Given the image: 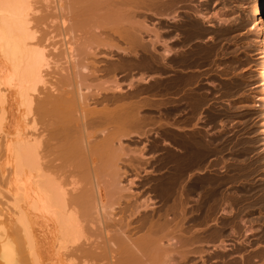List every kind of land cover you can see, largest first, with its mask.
Returning a JSON list of instances; mask_svg holds the SVG:
<instances>
[{"label":"bare ground","instance_id":"6f19581e","mask_svg":"<svg viewBox=\"0 0 264 264\" xmlns=\"http://www.w3.org/2000/svg\"><path fill=\"white\" fill-rule=\"evenodd\" d=\"M226 1L231 2L232 0H0V132L4 129L7 120L5 104L11 99L18 100L20 109L23 108L20 117L24 124L14 132H6L5 138L3 136L6 161L3 164L5 167L11 168V170L8 168L10 172L5 167L4 170L8 171L9 182L15 183L17 187L16 192L8 190L12 197V200H9V204L12 206L9 215L13 224L8 226L9 228H5L2 222L0 224V264H79L76 260L77 257L83 263L87 258L89 261L93 259L106 260V264H174L178 259L176 264L186 262L187 257L183 252L187 250L177 252L178 259L176 258L175 261L172 259L174 262L171 260L170 256H174V259L176 256L174 252L176 244L174 245V243V246L171 245L170 248L167 245L169 249H166L170 252V249L173 248L175 255H170L168 251L169 256L166 253L163 254L166 251V246H160L161 243H158L157 247L158 250L162 248L163 255L157 256L158 253L155 252L157 250L152 251L156 255L150 252L152 245L159 241V239L157 240L159 233L165 232V230L162 231V227H166L167 232V227L171 226V224L167 226L172 222V220H168L169 217L166 219L171 221H167L168 224L162 218V222L165 223V225H163L164 223L160 224L162 227L158 225L160 220L157 222L148 218V223L146 222L147 218L144 219L146 221L143 219L141 221L138 218L139 222L144 221L139 223L140 225L145 222V225L147 224L140 227L147 228L145 231L142 230L143 233L141 231L139 237L133 239L132 221L141 217L144 211L153 208L151 207L153 198L145 200L146 202L144 201L142 204H137L135 201L133 204L132 202L137 196L133 192V188L139 187L136 184L139 178L129 179V177L132 174L139 177L141 171L146 170V167L151 164L150 158L145 157L146 147L139 148V150L136 148L135 137L139 136L142 124L146 123L143 120L144 116H140V110L143 105L154 102L153 106L160 114L159 117H156L165 118L168 115L170 118V122L167 121L168 118L166 120L168 123L165 121L167 124L162 119L155 120L157 126L165 125L170 128L169 137H166L170 139V142L163 141V146L170 148L164 160L168 172H166L167 176L163 177L165 181H160L163 182L159 184L161 186L158 189L163 196L174 198V200L171 199L174 201L173 205H180L181 207H179L183 208L182 213L188 217L187 204L191 199L188 200L187 196L197 195L203 189L201 179L189 180L192 176L189 172L200 165L203 155L195 146L197 144L194 143V145L188 141L184 127H181L185 121L182 118L187 112L182 107L184 106V102L181 100L183 92L180 94V91L185 89L187 83H185V78L183 79L184 73L183 76L179 74L176 78L177 73L175 76L169 75L173 78L163 83L154 80L161 77L160 72L162 74L172 68L184 69L185 66L192 64L200 55L204 54V49L200 46L193 48L190 44L195 38H203L210 34V37L207 36V38H214L213 35L219 32H217L218 24H221L220 32L224 33L225 29L223 30L221 26L226 24L227 19H224L225 16L223 17L224 12L220 11L219 13V10L216 12V7L221 4L225 5ZM256 7V15L262 17V26L259 27L260 33L253 40L264 46V0H259ZM144 15H150L149 18L152 16L153 20H155L154 17L163 19V22L157 21L161 22L162 29L167 30L165 41L160 36L161 32H158L161 31V28L156 30L157 27L154 23L151 26L148 25V17ZM54 20L58 23L57 27L52 26L56 22H50ZM221 21L226 22L222 23ZM51 26L49 33L43 35L42 28L45 27L46 30ZM145 31L148 34H153L155 38L144 39ZM228 31L227 29L226 32ZM57 38H63L60 47L56 45ZM158 46H161V49ZM117 54L119 55L117 56ZM140 54L142 57L138 58ZM209 54L211 53L209 52ZM136 59H139V68L142 72L139 73L142 78L139 77L140 80L138 78L137 81V85H140L141 89L138 92L147 94L155 100L145 99L147 102L137 104L136 101L139 99L136 100V94H138V92L136 93V80L131 77L132 79L125 84L121 81L120 74L129 72L128 74L131 76L132 72H135ZM52 65L59 68L58 71L52 72L54 76H57L54 85L47 80L50 76L48 71ZM179 71L181 73V70ZM149 72L155 74L152 76L154 83H150L144 77L146 74L148 76ZM165 77L169 79L167 76ZM142 84L147 86L142 87ZM165 85H168L165 87L169 92L166 90L169 95L167 98H165L167 95L162 97L164 92L162 86ZM178 92L180 96L177 94L175 97ZM165 104L168 105L166 106L169 111L162 113V106ZM148 106L151 109L152 105ZM151 121L154 122V120ZM136 127L138 128L137 132ZM31 130L33 132H30ZM189 135L191 134L189 133ZM195 142L197 143V141ZM1 157L3 158V156ZM125 180H128L127 185L124 184ZM141 182L143 181L141 180ZM215 191L217 192V190ZM212 192L208 191L213 194ZM158 194L156 195L158 196ZM197 196L199 200V195ZM242 198L244 197L242 196ZM24 199L28 205L27 208L21 206L24 204ZM185 199L188 202H185ZM231 199L230 202L233 201ZM198 200H195L196 204L194 207L192 206L196 215L194 214V217L192 213L190 216L193 218L191 219L189 216L188 222L190 224L199 223V227H201L200 221L204 218H198L202 206ZM21 201H23L22 204H20ZM166 201L168 202L167 198ZM175 206L171 207L172 210ZM7 207L9 206L7 205ZM7 210L9 209L7 208ZM33 210L36 213L39 212L34 216L36 219L44 220L46 225L44 232H39L34 228L37 224L30 218ZM172 210L169 212H174L175 209ZM178 210H175L176 216L179 213ZM223 210L225 211V209ZM148 211L146 214L150 213ZM217 211L216 208L215 212ZM151 212L153 211L151 210ZM167 213L165 215H168ZM163 214L161 215L159 212L161 217H164ZM215 214L217 216V213ZM225 216L219 218L221 219V230L218 228V231H220L221 237L223 235L225 237L230 227L236 224V222L231 224L230 216ZM141 218H145V216L142 215ZM231 218L234 221V217L231 216ZM249 222L250 220L245 223ZM252 223L251 225H253ZM175 224L171 227L172 229ZM180 224L182 225V222ZM48 227L49 229H47ZM241 227L240 230L238 229L239 233L242 231ZM250 227L252 228V226ZM250 227L249 229H251ZM183 228L178 227L176 231ZM189 228V231L194 229ZM172 229L169 230V233ZM188 230L186 231L189 232ZM172 231L175 232H172L174 235L179 233L178 231L176 233L175 230ZM238 231H234L235 234ZM45 232L52 236L51 252L47 251L46 243L44 239H41V233L45 235ZM187 232L186 234H188ZM195 232L198 233L197 230ZM195 232L198 239V234ZM247 233L249 234L248 231ZM166 235L167 233H165ZM160 236H162L161 233ZM181 237L180 241L185 243L189 240V237H186L187 241L183 239L182 235ZM192 237L191 239L194 240ZM167 238L166 236L165 239ZM173 238L175 237L170 239L173 240ZM179 238L180 235L177 239ZM226 238L228 237L226 236ZM197 239L195 238V240ZM178 241L177 245H181L183 248L185 243H178ZM191 242L186 245L191 246ZM200 242L202 241L200 240ZM182 243L184 244L182 245ZM197 243L201 245L199 241ZM177 245L176 250L179 249ZM218 246L222 247L223 245H216V247ZM225 246L227 245L225 244ZM190 248L187 249L191 250ZM204 250L203 252H205ZM195 251L200 253L202 250ZM231 251L232 249L221 248L215 256L217 264H234ZM190 252L188 258L193 257V255L189 256ZM201 253L197 255L198 258L202 256ZM233 253L235 252L233 251ZM233 256L235 258V255ZM202 259L199 258L201 261ZM212 259L214 261V258ZM248 262L250 263V261ZM244 263L247 264V262Z\"/></svg>","mask_w":264,"mask_h":264},{"label":"rangeland","instance_id":"374dc122","mask_svg":"<svg viewBox=\"0 0 264 264\" xmlns=\"http://www.w3.org/2000/svg\"><path fill=\"white\" fill-rule=\"evenodd\" d=\"M258 2H259V0H232L231 2L226 1L225 5L224 4L218 5L216 7V12L218 10H219V13H220V11L224 12L225 15H223V17L225 16L224 19L225 18L227 19V22L221 21L222 23L226 22V24H223L221 26V27H223L222 28L223 30L225 29L224 33L220 32L221 30L219 27L221 24H218L217 25L218 26L217 32L218 31L219 32L217 34L213 35L214 38L208 39L211 34L209 36L205 35V36H203V38L202 37L195 38L194 41H192V43H190L193 46V48L200 46L202 49H204V52H203L204 54L200 55L201 54L200 53L199 55L201 57L199 56V58L196 60L199 63L194 61L192 64L191 63L189 64L190 66L189 65H187V67L185 66L184 69H177V68L176 69L175 68L174 69L173 68L167 69L168 71L167 70L164 71L165 73L163 72L161 74V72H160V76H161L160 78H157L154 80V81L158 80V81L163 83L166 81H170L173 78L172 76L170 77L169 75L175 76L176 75L175 73H177V75L175 76V78H176L177 76H179V74L181 76H183V73H184L183 79L185 78L184 80H185V83H187V85H185V89H183V91H180V94L183 92L181 100L184 102L183 103L184 106H182V107H183L184 111L187 112L186 114H184L182 119L183 120L185 119V121H187V122L184 121L183 124H181V125H183L181 127H184V131H185L184 133H186V135L188 137V141H190L191 144H194V143L197 144V145H195V144L194 145L198 147V149L201 151L202 155L204 156V157L202 156V161H201L200 165L198 167H196L197 169L194 168L195 169V170L193 169L194 171L192 170L191 172H189V174L191 173V175H192L191 178L189 179L190 181L194 180V179H198V180L201 179L200 181H202V183H203V186H202L203 189L200 190L197 194V195H199V200H198V196L196 194H193L192 195L193 197L191 196L192 198L187 196L188 200L191 199V201L188 202V200L185 199V202L186 201L188 202V204H187V209L189 208L188 209L189 212H187L188 215L190 216L193 213L192 216L195 217L196 213L193 212L194 211L193 207L196 204L195 200L200 201V199L204 198L199 202V203H201L202 206H201V210L199 211V214H198L199 219L202 217L204 219L202 221L199 220L201 227H199V223L194 224V222H193V224L192 223L190 224V222H188V220H190V218L192 219L193 217L190 216L189 219H188L189 216L187 217V215H186V217H185V215L181 211L183 208H180L181 207L180 205H179L180 207L175 206V204L173 205L174 198H170V197L168 198V196L166 197V196H163L161 194V191L159 190L161 185H159V184L160 183L162 184L163 181L162 182H160V181L161 180L165 181L164 178L167 176L166 172H168V169L166 167L167 166L166 161L164 162V160L167 156L166 155L167 152L169 153V150H170L169 147L163 146V141L166 140V141L170 142V139L166 138V137H169L170 128L168 126L165 127V125H163L165 128L163 126H160V125L157 126V123L155 122V120L157 121V120L162 119V121L165 122L168 118L169 120H167V121L170 122V118L168 117V115H166L167 117L165 116V118L164 117H161V118L153 117V118H146L145 119V117H144L143 120H145L146 123L142 124L143 126L141 125L142 129L139 132L140 134L138 133L139 136L135 137V140H136L135 146H136V148H138V150H139V148L142 149V147H146V150H145L146 152H144L145 157L150 158L149 161H151V164L146 167V170L141 171L139 177L136 176L135 174H132V176H130L131 178L129 177V179H134L136 177L139 178V181H136V184L140 188L136 187V186L133 188V192L137 194V196L135 194V196H136L135 199L132 200L133 204H135V202H137V204H139V203L142 204L145 200L147 201L149 198H151V199L153 198V202L155 204L153 202L151 203L153 206L150 204L151 207H153L154 209L149 208V211L147 210L148 213L150 212L149 214H146L147 211H144V213L141 214V217L143 215V217L145 216V218H141L139 216V217H137L136 220L134 219L132 221L133 222V224H132V230L133 231L132 232L134 233L133 239L139 237V235H141L142 230L145 231V229L147 227L141 228L140 226L145 225V223L151 219H153L154 221H157V222L160 220L158 225L163 224L164 221L166 219H168V217H169L168 220H172V222H173L172 223L171 221L166 220L165 223H167V221L171 222V223H169V225H167V226H170V224H171L170 227H167V230H168L167 232L165 229L166 227L163 226L164 227L163 228L162 225H160V227H162V231L165 230V232H163V233L160 232L162 235V236H160V233L158 231L159 235L157 234L158 235L157 240L159 239V241L156 243H155L156 240L154 241L155 244L152 245L153 247H151V250H150V252L152 254L154 253L156 255L155 252L158 253L157 256L163 255L164 253H166L168 256H169V254L170 255L176 254L175 259H174V256H170L171 260L173 259L175 261L176 258L178 259V257H179L177 255L178 254L177 252H179V251L183 252V251L187 250L189 252L191 251L190 252L191 254L189 256L193 255V257H189L190 258L189 259L188 258L189 252H188V254H187V251L183 252L186 254L187 260H185L186 262L182 263V264H189L191 262H192V264L194 262H196L195 264H205V263L206 264L207 263L208 264H217V259L215 258L217 252L221 248H225L227 250L232 249V251H231V254L233 257L232 260L234 259L232 261V263H234V264H239V262H240V264H246L244 262H247V264H251V262H252V264H264V80H263L264 79L263 78L264 77L263 76L264 46L262 45V43L254 42L258 33H260L259 27L262 26L261 25L262 24V19H261L262 17L259 15H256V10H255L257 8L256 6H258ZM144 16H146V15H144ZM149 16L147 15L146 17L149 18ZM151 18H152V16L150 17V19ZM153 21H155V20L151 19V21L150 22L148 21L147 24L151 26ZM50 22H56V20L50 21ZM165 22H167V21H165ZM256 23L258 26L256 25ZM57 25H58V23L56 22L55 25H52V26L57 27ZM252 25H254V26H252ZM52 26L49 27L48 29L46 28V30H45V27L42 28V31H43L42 34L47 35L49 33V31L51 30ZM252 27H254V28H252ZM251 28H252V30H251ZM227 29L229 30L228 32H226ZM146 34H148V33L145 31L144 36ZM150 35L151 34H148V37L151 40V39H153V37H152V35L151 36ZM207 36H208V38H207ZM148 37H146V38L144 37V39L147 40ZM62 40H63V38H57L56 39L57 47L58 46L60 47L62 45V42H63ZM201 40H202V43L200 42ZM196 41H197V43H196ZM198 42H200V43H198ZM202 44H204V45L202 46ZM205 49H207V50H205ZM208 51L211 54H209ZM205 54H207V55L209 54V55L205 56ZM118 55L119 54H117V56ZM203 56L206 58H204ZM202 59H205V60L202 61ZM56 67L57 66L52 65V68L48 71L50 76L48 77L47 80L52 85L56 84V81H57V79H56L57 76H54L52 73V72H56L59 70V68H56ZM179 70H181V73ZM176 71H178V72H176ZM120 75H121V81L124 83L129 82L132 78L134 80H136V76H137L135 74L130 76V75H127L126 73H123ZM154 75L155 74H153L152 72H149L148 76L146 74V76L144 75V77L147 78V80H149L150 83H154V81L152 80L153 79L152 76H154ZM165 76H167V78H169V79H166ZM139 77L142 78L141 75ZM163 77H165V78H163ZM140 78H139V80H140ZM186 78H187V80H186ZM141 86L144 87L147 85L142 84ZM162 87H164V90H163L164 92L162 91L163 92L162 97H165L167 95L165 97V98H167L169 96L168 95L169 92H168L167 88L165 89V87H168V85H165ZM166 90L168 93H166ZM177 94H178V96H180L179 92L176 93V96H175V94H173V95L175 97H177ZM184 99L186 102L184 101ZM17 101L18 100L11 99V101H9L5 104L6 119L7 120L5 122L4 129L2 130L3 133H2V131L0 132L1 133L0 136L2 138H3V136L5 138L6 132L7 133L8 132H14L17 128H21L24 126V124L22 123L21 117H20V115L22 116V114H20V113H23V108L20 109V106L18 105ZM166 103H168V102L166 101ZM192 104H193V106H192ZM148 105L153 106L154 102L147 103V104H145V106L143 105V107H142L143 110H141V112H140L141 115H144L145 113H154V114L158 113V112L152 110V109H156L155 106H153V107L151 106V109H148V108H150ZM166 105L167 104L162 106L163 107L162 113H165L164 111H166V112L169 111V108L167 107L168 105L167 106ZM164 109H166V110H164ZM185 109H187V110H185ZM185 117H187V118H185ZM151 120H154L155 123ZM149 121H151V122H149ZM166 122H165V124L168 123V122L167 123ZM38 129H40V126H38ZM137 129L138 128L136 127V132H137ZM30 132H33V131L31 130ZM157 133H158V135H157ZM189 133L191 135H189ZM167 134H168V136H167ZM140 135H142V136L140 137ZM1 137H0V140H1L0 145L2 143V146H0V147L3 148L4 138L2 139ZM191 140H193V141H191ZM195 141H197V143ZM2 148H0V155L3 156V158L0 156V216H1L0 224L3 223L2 225H5V228H9L13 224L12 223L13 221H12V219H10L11 217L9 215V212L12 210V206L9 204V200H12V197H11V194L8 190H10L11 192H16L17 186L15 185V183L12 184V182H9L8 171L4 170L5 164H3V163H5L6 161H5V157H4V148L3 149ZM211 150H213V151H211ZM203 152H204V154H203ZM6 168L7 169L9 168L11 170V168L9 166H6L5 169ZM10 170H9V172H10ZM5 172H7V173H5ZM150 172H152V173H150ZM143 174H145V175H143ZM5 179L7 180L8 183L6 182ZM155 179H156V181H155ZM141 180L143 182H141ZM211 181L212 182L214 181V182L212 183ZM124 184L127 185L128 180H125ZM142 184H143V186H142ZM156 184L158 185V187ZM207 184H209V185L206 186ZM145 186H146V188H145ZM204 187L209 192L213 191L212 193L214 194V196H213V194L208 193V191L206 192ZM209 187H211V188H209ZM150 188H153V189H150ZM158 190H159V192H158ZM215 190H217V192ZM204 192H205V194H204ZM148 194H149V196H148ZM151 194H152V196H151ZM156 194H158V196ZM209 194H210V196H209ZM215 194H219L220 196H217V195L215 196ZM159 195H161L162 197ZM201 195H203V197H201ZM211 195H212V197H211ZM232 196H234V197L232 198ZM242 196L245 199L242 198ZM7 197H9V198H7ZM157 197L159 198V200ZM164 197H166L168 199V202L166 201V198H164ZM196 197H197V199H196ZM216 197L217 198L219 197V198L217 199ZM237 197L240 199V201H238L239 199ZM193 198H194V200H193ZM210 198L211 199L213 198L215 201L213 199L211 200ZM221 198H222V200L224 198V201H222ZM231 198L233 199V201L230 202ZM171 199H173V200H171ZM243 199H244V201H243ZM164 201H166V202H164ZM217 201H218V203H217ZM215 202H216V204H215ZM22 203H23V201L20 202V204H22ZM171 203H172V206H171ZM209 204H211V205H209ZM214 204H215V206L216 205H218V206L215 207ZM222 204H224V205H222ZM7 205L9 206V207H7L9 210H7V208H6ZM167 205H168V207H167ZM228 205H230V206H228ZM21 206L24 208L28 207L25 199H24V204H22ZM170 206L172 208H173V206H175L174 207L175 210L179 209L178 210L179 213L177 214V216L175 214L176 211L174 209H173L174 212H169V210H172V208ZM10 207H11V209H10ZM164 207H166L165 208L166 210L163 209ZM177 207H179V208L177 209ZM219 207L221 210L219 209ZM222 207H223V209H225V211L222 209ZM229 207H231V208L229 209ZM167 208H169V209H167ZM216 208L219 212L218 211L215 212ZM151 210L153 212H151ZM156 210H158V211L161 210V211H159L160 214L162 215L164 213L163 216L164 217L166 216L167 218L161 217L159 215L158 211L155 214ZM206 210H207V212H206ZM33 211L32 212L30 211L31 212L30 218H31L32 222H34V223L36 222L35 224H37L36 226H34V228L36 230H38L39 232H44L43 230L46 229V225H45L44 220L41 218L36 219L34 216H36L39 212L36 213L34 211V213H36V214H34ZM201 211H204V212H201ZM220 211H221V213H220ZM180 212H181V215H180ZM152 213H153V215H152ZM165 213H167L169 216L165 215ZM171 213L175 214V215H172ZM201 213L204 215L202 216ZM215 213H217L218 217L215 216L216 215ZM229 213L233 214V215H230ZM3 214H4V216H3ZM220 214L221 215L223 214V215L221 216ZM235 214H236V216H235ZM157 215H159V216H157ZM225 215L230 216L231 224H235L233 222H236V224L233 225L234 227L231 225L233 228L230 227V229L226 233V234L229 233L228 234L229 236L225 234V237L223 235L222 236L223 238H222L219 234L220 231H218L219 230L218 228H220V230H221V225H220L221 219H219V218H222ZM38 216H41V215H38ZM147 216H149V217H147ZM182 216L184 217L183 219H182ZM231 216L234 217V221H233V218H231ZM175 217L180 218V219H176ZM138 218L140 220L141 219L144 220L147 218V221L144 220L146 222L144 224L140 225L144 221L139 222ZM148 218H149V220H148ZM159 218H161V219H159ZM162 218L164 220L163 222H162ZM173 218H175V219H173ZM186 218H187V221H185ZM156 219H158V220H156ZM181 219H182V221H181ZM237 219H238V221H237ZM249 220H250L249 223H245V222H248ZM136 221H138L137 224H136ZM178 221L180 223L182 222V225ZM218 221H219V223H218ZM243 221H245V222L243 223ZM185 222H186V224H185ZM187 222L189 223L188 225H187ZM251 222H253L252 223L253 225H251ZM165 223L163 225H165ZM175 223L179 224L180 226L179 225L176 226ZM138 224H139V226H138ZM174 224L176 226V229L178 227L183 228V226L185 225L184 228L182 229L183 233H182L181 229H180V231L178 229L177 231L179 233H177L175 226L172 229L171 227ZM246 224L249 225V227L252 226V228L250 227L251 229H249V227H246L247 226ZM218 225H220V226H218ZM136 226L138 228L140 227L141 229L140 228L138 229ZM186 226L188 228L191 226L189 229L194 228V229L190 230L191 234H193L194 236H195L194 232L197 230L198 233L195 232L196 234H198V239L195 236V238L197 240H195L194 236L193 237L190 236L191 235L190 231L188 230V228ZM236 226H238L239 228ZM241 226H243V227L245 226L244 227L245 229ZM240 227L242 230L241 233H239L240 231H238V229L240 230ZM185 228H187L186 230H188L189 232H187L185 230ZM47 229H49V227ZM170 229L175 230L177 233L175 235L176 236L180 235V238L177 239L178 236L176 238V236L174 234H172V232H173L172 230H171V233H169ZM235 229L238 231L237 234H235V232H237ZM160 230H161V228H160ZM215 230L219 234V236L215 232ZM244 230H246V231H244ZM252 230H254V231H252ZM144 231H142V233ZM185 231L188 234H186ZM210 231H212V232H210ZM232 231L234 234L232 233ZM247 231L249 232V234L247 233ZM250 232H251V234H250ZM165 233H167V235H166L168 237L167 239H165V237H166ZM173 233H175V232H173ZM230 233H231V235H230ZM41 235H42L41 239H44V242L46 243L45 247H46L47 251L51 252L52 248H50V246L52 243V236L48 232H45V235H44V233H41ZM168 235H170L171 237ZM181 235L183 236V239L186 241H187V238L190 236L189 240L186 243L184 241H180L182 238ZM204 235H205V238H204ZM216 235H217V237H216ZM201 236H202V238H201ZM226 236L228 238H226ZM159 237H161V238H159ZM172 237H175L176 240H175V238H173V240H171L170 238H172ZM191 237L194 238V240L191 239ZM199 239L202 242H200ZM223 239H224V241H223ZM177 240H179L178 243L179 242L185 243V244L182 243V245L184 244L183 248L181 245H179L182 250L177 245V243H176ZM191 241L193 242V246L198 244L197 241H199V243H201L202 246L200 244H198L197 246L193 247ZM219 241L220 242L223 241L225 243L222 242L223 243L222 244ZM188 242L189 243L191 242V246L190 245L189 246L192 248L187 246ZM245 242H246V244H245ZM158 243L159 244L161 243L160 246H162V247L166 246L165 252H163L162 248H161L162 251L158 250V247H157L159 245ZM173 243H174V245L176 244L178 246V248L180 249V250L177 249L178 250L177 251L175 249V247H176V245H175V247H174L175 254L173 253V248L170 249V252L168 251V249L170 247L174 246ZM203 244H204V246H203ZM218 244H220L221 246L222 245L225 246V244H226L227 246L216 247V245H218ZM167 245L169 246V248ZM160 246H159V248H160ZM185 246H186V248L184 249ZM196 247H198L200 250H202V251H200V253L202 252L201 253L202 256H199L200 259L203 258L202 261L199 260V258L197 256V255H200V253L198 252L199 253L198 254L197 251H195V250H199ZM166 248H168V249H166ZM187 248H190L191 250H188ZM216 249H217V251H216ZM155 250H157V251H155ZM203 250L206 253L203 252ZM152 251H155V252H152ZM167 251L169 254L167 253ZM194 251H195L196 256L193 254ZM233 251L235 253H233ZM159 252H161V253H159ZM162 252H163V254H162ZM211 255H212V257H211ZM233 255H235L236 261L238 260L237 262L235 261V258ZM250 256H251V258H250ZM252 256H253V258H252ZM77 258H76V260H77V263H79V264H88L90 261L91 262L89 264H92V263H94V264H106L107 263L106 260L97 261V260L93 259V260L89 261L88 258L85 260L86 262L83 263V262H81V260L79 258L78 259ZM212 258H214V261ZM245 258H247L246 261H244ZM188 259L190 261H191V259H193L194 262H193V260L190 262ZM171 260H170V262L173 263L174 261L172 260L173 261L172 262ZM178 260H176V262L174 264H176ZM203 260H204V262H203ZM248 261H250V263ZM187 262H189V263H187Z\"/></svg>","mask_w":264,"mask_h":264},{"label":"flooded vegetation","instance_id":"af4514ba","mask_svg":"<svg viewBox=\"0 0 264 264\" xmlns=\"http://www.w3.org/2000/svg\"><path fill=\"white\" fill-rule=\"evenodd\" d=\"M159 17H154V19H155V21H153L152 23H154V25L157 27V28H155L156 30L158 29H160L161 28V31L159 30L158 32H161L160 34V36H162V40H166L165 39V36H166V34H167V30L166 29H162V25H161V22H163L162 20L163 19H161V18H159ZM159 20H161V22H158ZM148 21H150V18H148ZM156 23V24H155ZM158 24V25H157ZM153 25V24H152ZM161 25V26H160ZM159 26V27H158ZM165 31V32H164ZM164 36H163V35ZM152 36H153V34H151ZM145 37H148V35L146 34V36ZM155 38V36H153V39ZM158 48L159 49H161V46L159 47L158 46ZM140 56H141V54L139 55V57L138 58H140ZM142 57V56H141ZM139 66H140V64H139V59L137 60L136 59V70H135V72H132V75L133 74H135V75H137L136 76V85H137V79L139 78V76H140V74L142 73L141 71H140V68H139ZM127 75H129L128 73L129 72H125ZM140 73V74H139ZM121 78V77H120ZM125 84V83H124ZM138 88V89H137ZM141 91V89H140V85H137L136 86V93L138 92V91ZM141 92H138V94H136V100H138V101H136V103L138 104L139 102H147V100H155L154 98H151V97H149L147 94H140ZM141 95V96H140ZM150 98V99H149ZM144 99V100H143ZM145 99H147V100H145ZM148 109H150V108H148ZM143 110V109H142ZM153 110V109H152ZM157 109H154V111H156ZM140 112H141V110H140ZM158 112V111H157ZM158 114H159V112H158ZM158 114H154V113H145L144 115H141V113H140V116L142 117V116H144V117H149V118H153V117H159L160 116V114L158 115Z\"/></svg>","mask_w":264,"mask_h":264}]
</instances>
